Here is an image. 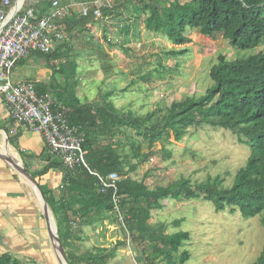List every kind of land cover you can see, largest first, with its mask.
Here are the masks:
<instances>
[{
    "label": "trees",
    "instance_id": "obj_1",
    "mask_svg": "<svg viewBox=\"0 0 264 264\" xmlns=\"http://www.w3.org/2000/svg\"><path fill=\"white\" fill-rule=\"evenodd\" d=\"M69 1L62 0V3L70 6L72 2ZM117 2L118 0H114L110 9L103 8L101 22L115 17L123 7ZM50 6L46 0L39 1L37 15L48 14ZM71 11L74 12L75 9L71 8ZM135 13V21L142 20L143 15L145 16L143 23L146 31L166 38L174 47H182L191 42L186 36L189 29L199 30L207 38L221 35L233 49L247 56L230 60L220 55L210 72L213 86L200 97L189 96L181 102H174L150 128L146 123H150L152 116L157 114L156 111L146 118H140L132 111L124 112L107 101L113 93L105 94L104 102L83 103L76 93V80L74 86L68 84L63 88L57 84L52 85V91L58 95L56 109H67L65 115L69 124L77 127L84 138L82 147L87 152L85 160L89 169L83 165L76 166L72 171L66 169L57 155L48 148L44 155L48 166L41 174L31 175L37 179L53 169L63 172L59 196L54 192L42 191L55 219L62 245L68 249L66 254L70 264H108L117 257L119 247L127 245V232L130 233L134 247L140 242L148 243L142 253L136 254L138 260L141 259L146 264H186L191 255L187 251H180L184 243L191 240V235L184 232L170 235L166 224L150 222L152 212L163 210L162 202L169 199L180 202L204 199L212 202L218 213L227 210L232 214L239 212L245 219L262 216L264 226V49L258 51L264 47V0H190L185 3L180 0H139ZM69 17L68 15L64 22L72 19ZM79 17L81 21L76 25L81 29L82 26L87 29L88 24L100 21L94 17L93 12L87 17L79 13ZM62 49L59 45L51 53H35L31 57L42 60L45 57V61L50 63L66 57L62 54ZM187 51V48H173L165 52V56L179 58ZM31 57L23 60L18 67ZM100 59L106 74H113V60L107 56ZM70 65L71 68H53V77L61 73L68 76L72 72L75 79L77 65L72 62ZM160 66L163 67L161 64ZM27 81L35 85L39 95L53 94L49 93L48 84ZM125 127L134 128L137 135L150 147L162 143L164 151L167 150L165 145L170 143L171 137L180 143L191 129H223L230 131L238 137L240 144L250 149V157L246 166L238 171L232 187H225L223 179L215 178L201 184L183 179L150 189L145 180H136L131 176L147 156L142 153V143L136 140H132V151L134 159L139 161L134 163L125 156V140L117 139L120 135L126 139ZM91 172L103 177L116 173L121 177L117 196L125 224L122 231L127 230L126 238L110 249L97 248L77 256V251L70 244L71 220L83 222L82 226L94 227L104 225L107 220L114 221V217L119 219L114 203V190L104 189L98 177ZM182 222L183 220L175 221L174 226L179 228ZM0 264L25 263L7 252L0 255ZM255 264H264V250Z\"/></svg>",
    "mask_w": 264,
    "mask_h": 264
},
{
    "label": "rangeland",
    "instance_id": "obj_2",
    "mask_svg": "<svg viewBox=\"0 0 264 264\" xmlns=\"http://www.w3.org/2000/svg\"><path fill=\"white\" fill-rule=\"evenodd\" d=\"M70 2L78 4L82 1ZM117 3L123 7L112 19L97 21V29L79 28L76 25L81 21L78 10L71 11L69 18L72 19L63 24L65 40L57 44L63 47L61 52L66 57L47 63L45 57L42 60L30 56L32 59H28L26 65L14 70L15 79L36 77L40 83L48 84L49 93L56 98L58 95L52 91L53 84L64 88L68 84L74 86L76 80V93L83 103H101L106 100L105 94L113 93L107 101L114 103L119 110L132 111L140 118L156 111L150 123H146L150 128L174 102H181L189 96L200 97L213 86L210 72L220 55L230 60L247 56L233 49L221 35L207 38L199 30L189 29L186 36L191 42L174 47L166 38L146 31L144 15L142 20L135 21L139 0H118ZM35 6L39 7V4ZM173 48H187L188 51L179 58L166 57L165 52ZM263 49L261 47L258 51ZM104 56L113 60L111 75L106 74L102 67L100 58ZM70 62L77 65L75 79L72 72L68 76L61 73L53 77V68H71ZM124 129L126 139L122 135L117 139L125 140V156L134 163L139 161L134 159L132 140L142 143V153L147 156L131 176L145 180L150 189L183 179L201 184L215 178L223 179L225 187H232L238 171L246 166L250 157V149L240 144L238 137L230 131L223 129H191L180 143L171 137L170 143L165 145L166 151L162 143L150 147L143 142L134 128ZM162 204L163 210L152 212L150 222L166 224L170 235L179 232L191 235V240L184 243L180 251L191 255L186 264H255L261 257L264 250L262 216L245 219L239 212L232 214L227 210L218 213L215 205L204 199L183 202L169 199ZM115 220H107L104 225L94 227L82 226L83 222L78 221L77 227H72L70 238L77 256L97 248L110 249L117 242H123L127 230L122 231L125 226L120 218ZM179 220L183 222L176 228L174 222ZM126 240L127 245H121L117 257L108 264H146L138 260L136 254L142 253L148 243L140 242L134 247L128 232ZM55 255L54 251L53 256L58 262Z\"/></svg>",
    "mask_w": 264,
    "mask_h": 264
},
{
    "label": "built area",
    "instance_id": "obj_3",
    "mask_svg": "<svg viewBox=\"0 0 264 264\" xmlns=\"http://www.w3.org/2000/svg\"><path fill=\"white\" fill-rule=\"evenodd\" d=\"M19 1L0 0V98L17 125L44 136L48 148L66 169L72 171L79 165L89 169L85 160L87 152L82 147L84 138L77 127L69 124L67 109H56L57 98L53 94L39 95L32 82H15L13 75L23 60L35 53H51L65 40L63 22L71 14V8L83 17L93 12L101 20L103 8H112L114 0L78 2L70 6H64L62 0H46L51 6L48 14L42 16L37 15L35 6L39 0H22L18 6ZM91 173L98 177L104 189L114 190L116 212L124 224L117 196L121 177L116 173L108 177ZM70 224L77 227L73 220Z\"/></svg>",
    "mask_w": 264,
    "mask_h": 264
},
{
    "label": "crops",
    "instance_id": "obj_4",
    "mask_svg": "<svg viewBox=\"0 0 264 264\" xmlns=\"http://www.w3.org/2000/svg\"><path fill=\"white\" fill-rule=\"evenodd\" d=\"M87 27L97 29L99 25L88 24ZM28 74H31L30 69ZM13 80L41 82L36 77L16 80L14 75ZM47 150L44 136L29 131L26 126L17 125L0 98V155L19 160L34 175L41 174L48 166L44 159ZM36 180L44 192L60 195L63 182L61 170L53 169ZM7 252L25 264L59 263L53 256L54 248L38 195L0 156V255Z\"/></svg>",
    "mask_w": 264,
    "mask_h": 264
},
{
    "label": "water",
    "instance_id": "obj_5",
    "mask_svg": "<svg viewBox=\"0 0 264 264\" xmlns=\"http://www.w3.org/2000/svg\"><path fill=\"white\" fill-rule=\"evenodd\" d=\"M0 156L3 160L7 161L24 180H26L30 184V186L33 188V190L38 195V198L40 200V204L42 207V212H43V215H44L47 227H48L50 240L52 242L54 251L57 255L58 261L60 264H70L67 259L66 249L64 248L60 240L55 219L49 208V205L45 199L44 193L39 183L37 182L36 179L33 178L30 172L24 167L22 162H20L19 160L13 159L11 157H6L3 155H0Z\"/></svg>",
    "mask_w": 264,
    "mask_h": 264
},
{
    "label": "bare ground",
    "instance_id": "obj_6",
    "mask_svg": "<svg viewBox=\"0 0 264 264\" xmlns=\"http://www.w3.org/2000/svg\"><path fill=\"white\" fill-rule=\"evenodd\" d=\"M21 3H22V0H20V1H19V5H18V6H20V5H21Z\"/></svg>",
    "mask_w": 264,
    "mask_h": 264
}]
</instances>
